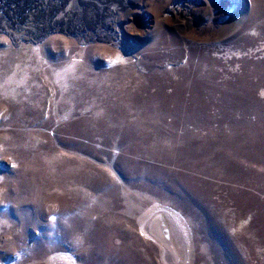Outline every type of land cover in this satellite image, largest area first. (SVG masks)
Segmentation results:
<instances>
[{
    "label": "rangeland",
    "instance_id": "1",
    "mask_svg": "<svg viewBox=\"0 0 264 264\" xmlns=\"http://www.w3.org/2000/svg\"><path fill=\"white\" fill-rule=\"evenodd\" d=\"M0 264H264V0H0Z\"/></svg>",
    "mask_w": 264,
    "mask_h": 264
}]
</instances>
